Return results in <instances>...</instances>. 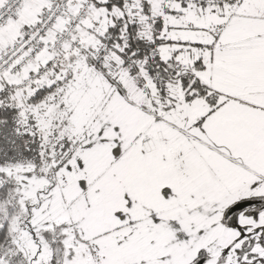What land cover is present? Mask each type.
<instances>
[{"label":"snow or ice","instance_id":"6c2138e0","mask_svg":"<svg viewBox=\"0 0 264 264\" xmlns=\"http://www.w3.org/2000/svg\"><path fill=\"white\" fill-rule=\"evenodd\" d=\"M0 264H264V0H0Z\"/></svg>","mask_w":264,"mask_h":264}]
</instances>
